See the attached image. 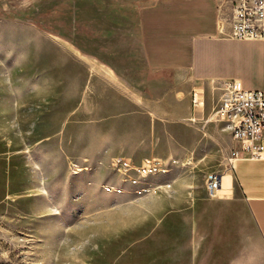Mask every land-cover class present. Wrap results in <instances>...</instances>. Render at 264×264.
I'll return each instance as SVG.
<instances>
[{
    "label": "rangeland",
    "instance_id": "obj_1",
    "mask_svg": "<svg viewBox=\"0 0 264 264\" xmlns=\"http://www.w3.org/2000/svg\"><path fill=\"white\" fill-rule=\"evenodd\" d=\"M57 1L0 0V264H156L154 251H141L138 233L131 231L142 208L152 207L153 196L172 193L175 181L205 190V173L225 168L233 142L218 122L168 114L170 89L164 87L146 90V104H138L146 114L138 122L140 134L127 136L128 121H112L114 110L105 113L111 121L91 119L90 105L97 100L89 99V88L74 87L79 71L83 85L89 80L91 64L75 59L73 48L103 65L125 36H62L70 17ZM155 103H162V112L150 117L148 106ZM171 132L187 145L180 153ZM137 145L136 161L146 148L145 156H171L178 166L166 164L164 173L145 177L126 170L139 181L131 184L107 156ZM122 155L131 157L127 149ZM71 163L78 167L71 171ZM170 180V190L159 193L155 184ZM106 186L123 192H107ZM151 223L146 219L144 225Z\"/></svg>",
    "mask_w": 264,
    "mask_h": 264
},
{
    "label": "crops",
    "instance_id": "obj_2",
    "mask_svg": "<svg viewBox=\"0 0 264 264\" xmlns=\"http://www.w3.org/2000/svg\"><path fill=\"white\" fill-rule=\"evenodd\" d=\"M57 2L70 17L66 30L59 31L62 36H125L103 65L76 47L73 53L81 63L91 64L93 74L86 84L79 71L74 85L89 88V99L97 100V105H90L91 119L122 118L128 121L127 136L143 131L138 122L146 114L138 104H146L148 89L169 88L168 114L198 121L205 119L210 101L219 96L222 81L236 79L245 89L264 88V40L229 37L227 0ZM192 91L199 92L201 106H191ZM149 105L150 117L162 112V103ZM108 110L117 111L111 120L105 116ZM176 133L169 135L174 151L180 153L187 145ZM235 146L233 142L230 148ZM125 149L132 160L141 151L140 145L115 148L116 154L107 158L126 156ZM142 150L139 157L148 152ZM1 164L0 148L2 186ZM216 172L228 174L229 183L222 188L220 176L213 196L200 187L189 189L192 184L187 181H175L172 193L153 196L152 207L142 208V218L131 231L138 233L141 251H154L156 264H264V160L238 159L233 168ZM146 219L152 221L147 227Z\"/></svg>",
    "mask_w": 264,
    "mask_h": 264
},
{
    "label": "built area",
    "instance_id": "obj_3",
    "mask_svg": "<svg viewBox=\"0 0 264 264\" xmlns=\"http://www.w3.org/2000/svg\"><path fill=\"white\" fill-rule=\"evenodd\" d=\"M229 5V37L239 40H264V0H227ZM219 97L210 114L203 119L204 124L218 122L230 139L236 144L224 154L225 169L233 168L238 159L264 160V88L245 89L236 79L225 80L217 87ZM199 92L192 91L190 103L192 107L202 105ZM193 121V120H191ZM118 158H126V164H118ZM107 162L116 166L118 175L126 174V167H137L140 172H148L160 163L172 162L178 166V160L173 157L159 158L145 156L140 161L130 157L113 155ZM78 167L71 163V171ZM220 172L207 171L204 184L209 196L216 194L220 187ZM172 180L158 182L160 192L169 191ZM149 195V191L145 194ZM139 195V196H141Z\"/></svg>",
    "mask_w": 264,
    "mask_h": 264
},
{
    "label": "bare ground",
    "instance_id": "obj_4",
    "mask_svg": "<svg viewBox=\"0 0 264 264\" xmlns=\"http://www.w3.org/2000/svg\"><path fill=\"white\" fill-rule=\"evenodd\" d=\"M110 163V162H109ZM118 164H123L122 162V159L121 158H118ZM166 164H173L172 162H165V163H160V166L159 167H152L148 170V172H140L139 169H137V167L133 168V167H127L126 170H133L136 172L137 176H141V177H145V176H149V175H153V174H157V173H164L167 169L165 168L164 165ZM114 166V165H113ZM135 174V173H134ZM133 176V175H132ZM223 178V179H222ZM225 177H222V174H221V187L223 186H226L228 185L229 183V179H224ZM128 181H130L131 184H138V179L135 178V177H128ZM105 191L107 192H114V193H122L123 192V189L120 188V187H113V186H106L105 188ZM144 190V187L141 188V189H138L137 190V193H142V191ZM145 192V191H144ZM135 193V192H133ZM150 195V193H149Z\"/></svg>",
    "mask_w": 264,
    "mask_h": 264
}]
</instances>
